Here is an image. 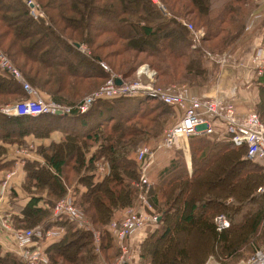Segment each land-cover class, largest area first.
I'll list each match as a JSON object with an SVG mask.
<instances>
[{
    "label": "trees",
    "instance_id": "trees-1",
    "mask_svg": "<svg viewBox=\"0 0 264 264\" xmlns=\"http://www.w3.org/2000/svg\"><path fill=\"white\" fill-rule=\"evenodd\" d=\"M38 1L45 17L35 18L22 0H0V27L12 38L10 48L5 49L0 37V48L44 96L73 106L90 85H102L112 73L127 81L142 60L154 68L159 77H175V72L182 69L181 77L197 78L190 77L187 82L204 85L209 73L204 51L192 46L191 34L178 18L204 27V43L214 40L227 46L242 35L254 12L253 0H160L170 15L152 0ZM188 16L196 17L199 23ZM155 37L160 39L158 47L138 44ZM82 45L87 46L90 55L81 50ZM110 47L115 50L109 53L108 49H113ZM260 47H264V36ZM34 48L37 53L32 52ZM109 56H129L132 64L125 72L118 71L106 60ZM20 58L34 64L37 70L27 72L24 68L27 64H20ZM100 61H107L113 72L104 70ZM118 66L123 68L122 64ZM257 82L258 108L262 114L258 113L264 121V71ZM0 94L10 99L0 106L27 98L23 84L1 68ZM94 110L102 113L103 118L87 128L85 119L94 114ZM173 115V107L152 97L100 100L83 113L74 110L70 114L33 117L0 112V173L14 164V160L6 158L9 144L16 142L18 146H26V136L43 140L56 130L64 135L65 154L54 150L55 143L42 144L37 151L46 165L37 161L26 163L23 187L30 200L25 205L16 185L10 186L8 212L12 224L26 226L44 214L50 218L53 199L62 198L68 194L69 186L79 183L86 192L75 203L94 225H105V214L112 216L118 209L138 200L135 182L140 173L133 154L142 142L156 138ZM189 141L191 169L181 151H167L171 155L159 158L161 166L152 186L151 199L161 216L158 225L162 232L144 242L138 260H142V264L202 263L207 253L203 248L196 254L192 246L196 236L205 242L210 239L215 252L233 256L240 255L251 241L259 237L261 243L264 240V191H258L264 187V168L246 157L245 146H237L226 138L220 140L216 134L195 135ZM226 162L244 170L233 186L225 188L211 180L209 171L221 170ZM72 193L76 198L77 193ZM181 197L184 199L179 205ZM253 203L254 210H249ZM221 213L231 224L219 232L215 217ZM61 220L44 225L47 228L60 225L65 229L64 236L47 248V264H100L102 258L113 259L114 254H108L113 244H104L100 256L89 240L90 232L77 228L67 218ZM59 243L63 244L55 245ZM67 244L74 246L72 257L60 248ZM0 264L24 263L0 245Z\"/></svg>",
    "mask_w": 264,
    "mask_h": 264
},
{
    "label": "built area",
    "instance_id": "built-area-1",
    "mask_svg": "<svg viewBox=\"0 0 264 264\" xmlns=\"http://www.w3.org/2000/svg\"><path fill=\"white\" fill-rule=\"evenodd\" d=\"M28 7L30 13L38 18L44 13L34 0H22ZM167 14L168 9L159 1L152 0ZM261 18V14L252 13L246 26L251 29ZM178 21L183 23L191 34L192 46L204 51L205 57L222 66H238L245 64L240 59L231 54L215 55L208 52L204 46L205 30L197 28L193 22L181 17ZM81 50L90 55L87 46H80ZM251 66L259 74L264 71V47H258L250 59ZM100 65L104 70L110 72V68L103 61ZM0 68L4 69L12 78L21 82L27 93V98L15 103L0 106V112L9 116H41L46 114H70L74 110L81 113L88 111L96 102L100 100H111L120 97H152L163 102L177 111L175 121L166 128L161 139L156 145L146 144L138 148L136 161L139 164L138 201L141 205H130L124 209L122 215L115 217L108 224L109 231L117 241L120 249V256L114 264H131V253L129 240L142 231L149 223L151 217L146 214L147 196L150 190V180L147 170L154 164L155 147L160 149L177 150L185 147L186 142L195 135L218 134L230 140L237 146H245L246 157L259 163L264 168V121L256 111L241 114L237 109L235 99H226L221 95L210 97L200 96L186 84L173 85L168 89L153 84V79L148 74L142 72L134 81H125L120 75H114L96 92L86 97L77 105H66L56 100L46 99L40 95L38 90L32 86L25 78L19 68L4 51L0 49ZM157 74V71H155ZM116 77H120L123 82L117 84ZM34 144L17 147L15 155L18 158L30 159ZM18 164V162H17ZM19 175L17 165L6 170L0 179V237L4 238V244L10 247V251L21 259L24 264H47L49 256L47 248L58 242L64 236V227L55 225L47 228L38 223L35 227L23 229L15 227L10 220L8 209L4 204L8 202V190ZM260 192L264 187L259 188ZM76 198L73 193L68 192L60 200L55 202L51 216V222L67 218L73 222L77 228L93 232L94 242L99 248L101 235L93 228L92 222L84 211L75 203ZM156 219V218H154ZM216 228L219 232L230 227V219L223 213L215 217ZM109 232V233H110ZM45 238H50L48 244L44 243ZM238 264H264V240L255 245L254 251L249 257L243 259Z\"/></svg>",
    "mask_w": 264,
    "mask_h": 264
},
{
    "label": "rangeland",
    "instance_id": "rangeland-1",
    "mask_svg": "<svg viewBox=\"0 0 264 264\" xmlns=\"http://www.w3.org/2000/svg\"><path fill=\"white\" fill-rule=\"evenodd\" d=\"M34 1L38 5H40L38 0H34ZM253 1H254V5H253L254 10L253 11L256 14H258V13L261 14V11L264 10V0H253ZM167 11H169V10H167ZM44 15H45V13H44ZM44 15L43 16H39V17H45ZM105 15L108 16L109 13L106 12ZM188 17L192 18L195 22L199 23L198 19L196 17H194V16H188ZM185 20H187V19H185ZM187 21H189V20H187ZM254 26L251 29H249V24L247 26L245 25L242 35L234 43H232L231 45L224 46V45H221L217 41H214V40L213 41H208V42L206 41L204 43L205 49L208 52H210L212 54H215V55H223L225 53L226 54H231L232 56L236 57L237 59H240L241 62H243L245 64V68H243L242 65L241 66L240 65H238V66L231 65V66H222V67H220V65L216 64L215 62L211 61L209 58L205 57L206 66L209 69V73H208V75L206 77V80L204 82L206 85L205 84L204 85H202V84H200V85L190 84L187 81L189 79H191L190 77H192V78H194V77L191 76V75L190 76H182L181 77V75H184V71L182 69L179 70L178 72H175L176 73L175 77H173V76L170 77V78H168V77H159L158 74H155V72H154L155 69L150 67V65L144 60L139 62L138 65L136 66V68L131 72V74H129V78L130 79H128L127 81L136 80L137 76L140 73L144 72V73L148 74V76H150L151 79H153L152 81H153L154 85H157L159 87L168 89V88H170L173 85L186 84L194 92L196 91L195 93H197L198 95L201 96V94H202L201 90L206 89V88L209 90L210 88L214 87V88H216L215 92L219 88V91H220V87H224L223 86L224 85L223 82L228 80L229 85L226 86V87L230 88V86L231 87L233 86L232 88H230V91H236V92L233 95H230V94L227 93L228 95L224 94L226 96H224V95H222V96L224 98H226V99H235V100L239 101V100H241L240 99L241 98L240 93L243 92L244 90H247L251 95H250V97L244 98L242 100V103L243 102L244 103H248L247 104L248 112L256 111V112H259L260 114H262V112L259 111L260 109L258 108L259 107L258 102L260 101V95L257 96V92H259V94H260V88L257 86V84H258L257 77L260 74L257 72V70H255L251 66V63H250V59H251L252 55L254 53H256L257 48L260 47V46H257L258 44L257 45L254 44V46H253V42L251 43V40L249 41L250 36L247 35L248 33L251 32V30H253ZM197 28L204 29L205 33H206V29L204 27H197ZM67 31L70 32V30H67ZM5 32H6V30L3 27H0V37H2L4 48L5 49L6 48L9 49L10 46H11L12 38L7 36V35H5ZM138 44H141V45L144 44L148 48H154V47H158L159 46L160 39H159V37L158 38L157 37L150 38L147 41H139ZM110 48H113V49H108L109 53H110V50H115L114 47H110ZM0 49L2 50V48H0ZM32 52L33 53H37V49L34 48L32 50ZM128 53H131V52H128ZM133 54H135V53H133ZM104 56L107 57V54L105 53ZM141 56H142V59H144V56L143 55H141ZM128 58H130V57L129 56H125V57H118V56L110 57L109 56V58H106V60L111 62V65H113L116 68V70L125 72L126 71V67L129 68L131 66V64H132V63L129 62ZM107 61H103V62L106 65H108V67L110 68V72L112 73L113 72L112 68L110 67V65H109V63ZM12 62H13V60H12ZM19 62H20V64H27L24 68L30 74H31L32 71H36L37 70V67L34 64H32L31 62H29V63L25 62L24 58H20ZM118 64H122L123 68L119 67ZM125 65H127V66H125ZM15 66H16V64H15ZM245 70L247 72H245ZM112 74H115V73H112ZM108 79H106L105 82L102 85L101 84H97L96 86H93V85L91 86L90 85L83 92V94H81V96L79 97V99H80L79 102L76 103L75 105L79 104L86 97H88L89 95L93 94L98 89H100L107 82ZM243 82H245V83H243ZM35 88L38 90L40 95L43 96L44 98L50 99V100H55L53 98L44 96L41 90H39L37 87H35ZM6 97H7L6 95L3 96L2 94H0V103H3V102L6 103V101L10 100V99H6ZM11 103H15V102H11ZM5 105H7V104H5ZM66 105H70V104H66ZM2 106H4V105H2ZM92 113L85 119V121H86L85 124H86L87 128L88 127H93L98 119H102L103 118L102 113L99 114L98 110H94V114H92ZM176 117H177V111L174 109V115L169 117V120L167 121L166 125L163 127V129L160 132V134L156 138H152V137L148 138L147 140L142 142L138 148H140L141 146L146 145V144L156 145L158 143V141L161 139V137H162L164 131L166 130V128L168 126H170L175 121ZM216 136H218V139H220V140H223V138H225V137H222V135H218V134ZM59 146L62 147V144L59 145V144L55 143V149L54 150L56 152H58L60 155H62L63 154L62 151L58 150ZM137 150H135V153L133 154V158L134 159H135ZM154 150H156L154 164L147 170V175H148V177L150 179V190H149V193H148V196H147V203L144 204L146 206V208H145L146 209V214L149 215L152 220L149 221L147 226L142 231L137 233L135 236H133L129 240V243L131 242V244H132V242H135V244H132V245L130 244L131 264H142V262H141L142 260H140V261H138V260H139V256L143 252V244H144V242L146 240H148V239L154 238L157 234L159 235L162 232V231H160V228H161L160 225H158V221L161 219V216L156 212L157 210H156L154 204L152 203V199H151L152 186H153V184H154V182L156 180L158 169L161 166V163L159 161L160 156H164L165 155V157H166L168 155H171L170 153H173L175 151L176 152L177 151H181V152L184 153V155L186 157V160L188 162L189 168L190 169L192 168V165H191L190 141L186 142L185 147H183L181 149H177V150H172V149L168 150L167 149L166 150L164 148L160 149L157 146V147L154 148ZM167 151L170 152V153H168ZM135 161H136V159H135ZM103 168H104L103 171L105 172V168H107L106 165H104ZM211 170L209 171L210 174L212 173L211 180L216 182L218 185H222L223 187L226 188V187H229V186H233L234 183L237 182V180L240 179V177H242V173H243L242 171L244 170V167L235 168V166L233 165L232 162H228V163L226 162V163L223 164L221 170H217L215 168L213 169V171H211ZM100 176H101V174H100ZM137 182L138 181H136L135 183H137ZM80 186L81 185H79V183H78V184H76L74 186L72 185V186L68 187L70 192H72V191L74 192L75 191L77 193V196L75 195L77 200H80V198L84 194L83 193L81 195V191H82V189L84 187L83 186L80 187ZM135 186H136V184H135ZM183 199L184 198L181 197L179 205L182 204ZM53 200H54L53 204L55 205V202L60 200V199H58L56 201H55V199H53ZM134 204L139 206V205H141V202L137 200ZM131 205H133V204H131ZM128 206H130V205H128ZM128 206H125V207H123L121 209H118L112 216L111 215L108 216V215L105 214L103 219L106 222H105V225H103L102 227L94 225L93 221L88 216V218L92 222L93 228L95 230L99 231V233L101 235L99 248H98L97 245L94 242L93 232H91L92 236L89 238V240L92 241L95 252L98 255L101 256L102 246L104 244H106V243L107 244H113L112 252H108L107 251L109 255H110V253L112 254V256L114 254L113 259L111 257H109L108 259L102 258L103 260H102V262L100 264H102V263L103 264H114L118 260V257L121 254L120 253V249H119V245H118L117 241L115 240V238L113 237V235L111 234V232L109 231V228L107 226L110 223V221H112L113 218L119 217L120 215H122V212ZM79 208H81V207H79ZM254 208H255V204L254 203L250 204L249 207H248L249 210H254ZM52 212H53V208H52ZM104 212H106V211H104ZM117 212H119V215L116 216L115 214ZM51 216H52V214H51ZM51 216H49V217L51 218ZM154 218H156V219H154ZM46 219L47 218L45 217V214H44L41 217H38V218H36L34 220H31L34 223H32L30 221V222H28L29 223L28 225L21 226V228L28 229L30 227H35V226H37V224L39 222H41V224H43L44 220H46ZM64 219L65 218H62L61 222H63ZM261 241H262L261 237H259L258 240H256V241L255 240L251 241L248 244V246L243 250V252L240 253V255H238V256H233L232 254H224V255L223 254H219L218 252H215L213 250V247H211V240L210 239H207V242H205L203 239H201L198 236L193 238L192 246H193V248H196L195 249L196 254H198L200 251H202L203 248L206 249L207 257L204 259V261L202 263H200V261H199L197 264H238L243 259H246L247 257H249L251 255V253L254 251L255 245L260 244ZM44 242H45V244H48L50 242V238H45ZM60 244H63V243H59V244H55V245H60ZM60 248H61V250L66 251V255L68 257H72L74 255V252H75L74 246H72L70 244H67V245L61 246ZM117 248H118V250H117ZM54 249L57 250L58 247L54 246ZM210 249H212V250H210ZM137 256H138V259H136ZM143 262H146V261H143Z\"/></svg>",
    "mask_w": 264,
    "mask_h": 264
},
{
    "label": "crops",
    "instance_id": "crops-1",
    "mask_svg": "<svg viewBox=\"0 0 264 264\" xmlns=\"http://www.w3.org/2000/svg\"><path fill=\"white\" fill-rule=\"evenodd\" d=\"M247 35L250 36L249 41L251 40V43L253 42V46H254V44L255 45L258 44L257 46H260L261 40H262V38L264 36V10L261 11V18L256 22L253 30H251V32L248 33ZM245 72H247V71L245 70ZM223 83H224V85H223L224 87H220V91H219V88H218V90L216 92H215L216 88H214V87L210 88L209 90L206 88V89L201 90V93H202V94L200 93L201 96L210 97V96H213V95H216V94H218V95L220 94L221 96L224 95V94H227V93L230 94V95L235 94L236 91H230V88H232L233 86L232 87L230 86V88L226 87V86L229 85L228 80L224 81ZM243 83H245V82H243ZM257 86H259V83L257 84ZM250 95L251 94L247 90H244L243 92L240 93V96H241L240 99L241 100H239V101L237 100L236 101L237 109L242 115L248 113V110H247V107H248L247 104L248 103H244V102L242 103V100L244 98L250 97ZM258 95H259V92H257V96ZM224 96H226V95H224ZM25 139H26V141L28 143L26 146H28L30 144H34V149L31 152V157H30V159H26V163L28 161H37V162H39L42 165H46V162H45L44 158L37 151L38 147L40 145H42V144H45V145H50L52 143H57L59 145L62 144V147L59 146L58 150L62 151V153L65 154V152H64V135L62 134L61 131L56 130V131L52 132L49 137H47V138H45L43 140H40V139L36 138L33 135L26 136ZM8 146L9 147H8V152L6 154V158L8 160H14L13 161L14 162L13 167L17 165L18 171H19V175L15 178V182H13V183H14V185H16V189L19 192L20 199L22 200V202L25 205L30 200L29 194L25 191V189L23 187L24 178L26 177V174H27L26 169H25L26 163H25V159L18 158L15 155L16 148L17 147H23V146H18L17 143L9 144ZM17 162H18V164H17ZM106 170L107 169L105 168V171ZM4 171H6V170H4ZM4 171H2L0 173V179L2 178ZM85 191H86V188H83L82 191H81V195L83 193H85ZM7 203L8 202H6L4 204L5 210L10 208V203L9 204H7ZM115 215L116 216L119 215V212H117ZM50 222H51V218H47L46 220H44V223L42 225L46 226ZM32 223H34V222H32ZM39 223L41 224V222H39ZM130 244H131V242H130ZM132 244H135V242H132ZM0 245L2 246L4 251L12 252V251H10V247L7 246L6 244H4V238L3 237H0Z\"/></svg>",
    "mask_w": 264,
    "mask_h": 264
},
{
    "label": "water",
    "instance_id": "water-1",
    "mask_svg": "<svg viewBox=\"0 0 264 264\" xmlns=\"http://www.w3.org/2000/svg\"><path fill=\"white\" fill-rule=\"evenodd\" d=\"M115 81L117 84H122L123 80L120 77H116ZM57 115H61V112H57Z\"/></svg>",
    "mask_w": 264,
    "mask_h": 264
}]
</instances>
